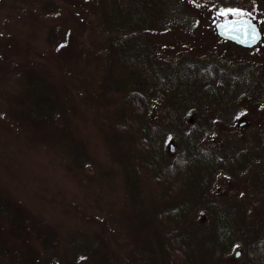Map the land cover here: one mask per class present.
Listing matches in <instances>:
<instances>
[{"label":"trees","instance_id":"1","mask_svg":"<svg viewBox=\"0 0 264 264\" xmlns=\"http://www.w3.org/2000/svg\"><path fill=\"white\" fill-rule=\"evenodd\" d=\"M65 1L84 16V40L102 52L100 64L88 51L80 60L58 0H42L34 16L46 47L28 33L0 43L13 49L4 57L21 75L5 101L0 88V264H231L225 256L242 235L243 264H264V177L250 176L256 224L246 205L209 198L221 175L238 185L264 164L260 137L250 130L255 144L223 150L206 140L225 92L251 88L264 103V80L184 58L179 42L193 40L176 31L219 40L217 20L252 16L255 3L264 11V0ZM156 105L162 116L153 120ZM15 146L18 160L43 159L78 186L34 190L32 176H18L27 165L11 157Z\"/></svg>","mask_w":264,"mask_h":264},{"label":"rangeland","instance_id":"2","mask_svg":"<svg viewBox=\"0 0 264 264\" xmlns=\"http://www.w3.org/2000/svg\"><path fill=\"white\" fill-rule=\"evenodd\" d=\"M41 1L42 0H0V43L3 48L8 47L6 42L11 41V35H14L15 32L19 37L23 38H25V35L28 33L27 38L31 43L35 44L38 48L46 47L44 42L47 36L45 24L39 23L34 19L37 10L42 6ZM58 1L62 3V13L66 15V26L70 28V42L73 43L76 40L79 47L82 49H78L81 51L82 55L80 60L85 61L93 55V58H90L92 59L93 65L96 62L100 64L102 52L92 50L84 40V26H82L83 24L81 23L82 17L84 16L77 14V10L73 9L70 6L71 4L68 5L65 0ZM248 1L255 3V0ZM242 2L243 0H238V4ZM253 7L254 15H252V17L260 26L263 34V39L257 45L244 48L221 38H219V40L214 39L213 36L206 35L204 30L208 27L209 20L203 19L200 23L199 31L205 34L192 37V33L187 29L183 28L176 30L179 37L192 38L193 40L190 41V43L179 42L181 45L180 55L182 54L184 58L201 60L202 62H208L207 60L214 59L221 68H226L236 73H252L254 78L264 80V11L260 9L256 3ZM71 11L74 12L73 15L70 14ZM240 13L241 12H237L235 14ZM84 15L87 16L85 12ZM87 51L91 53L90 57H88ZM0 52V54L3 53V58H0V88L3 89L1 97L3 96L4 98L9 90L16 91L21 87V75L18 73V70L8 65L4 57V54H8V58L13 59V49L11 51L2 49ZM173 54L176 55V53ZM225 94L227 96L225 109L210 113L212 116L213 129L208 133L206 140L210 141L212 146L220 150L232 147H243L245 143H254L253 139L250 138V130H252L258 133L260 137L258 142H260L261 147L264 148V103L259 99L255 101V99L252 98L251 88H247L245 91L238 94H229L227 91ZM5 107L6 105H4V110L0 108V119H3V111H6ZM155 109V113L152 116L153 120L162 116L160 105H156ZM228 124L232 127L227 131L225 126ZM95 142L96 140L93 141V143ZM15 144L18 146V140H15ZM16 146L12 148L13 152L11 157L27 165V167L25 166V170L18 173V176L22 179L32 176L35 182V185H33L34 190L45 187V184L63 186L66 187L67 190H72V188L75 189V187L78 186L76 182L69 181L67 178L65 179L59 170L53 168L43 159L38 160L35 157H30V154H26L27 156H24V160H18L20 158V152L16 150ZM96 146L101 156L102 150L100 143L98 142ZM169 146H172L170 152H175L177 148L176 141H169L167 147ZM252 171L264 177L263 162H256L245 170L241 174V182H239L238 185L234 184L231 178L221 175L213 184L209 198L216 201L227 203L236 202L246 205L251 214L250 221L256 224V218L258 217L255 206L259 203V196L257 193L254 194L251 190L250 176L253 173ZM202 216H204V219H208L207 214H202ZM247 239L248 237L242 235V238L239 239V243L233 247L232 251L226 254L225 259L231 262V264H243V249Z\"/></svg>","mask_w":264,"mask_h":264},{"label":"water","instance_id":"3","mask_svg":"<svg viewBox=\"0 0 264 264\" xmlns=\"http://www.w3.org/2000/svg\"><path fill=\"white\" fill-rule=\"evenodd\" d=\"M214 29L220 38L244 48L253 47L263 39L260 26L252 16L244 13L217 20Z\"/></svg>","mask_w":264,"mask_h":264}]
</instances>
